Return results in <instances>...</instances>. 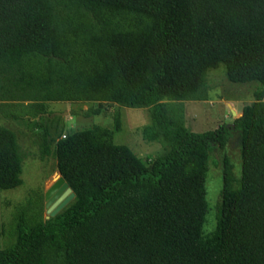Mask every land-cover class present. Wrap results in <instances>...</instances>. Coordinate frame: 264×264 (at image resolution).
Wrapping results in <instances>:
<instances>
[{"label":"trees","instance_id":"trees-1","mask_svg":"<svg viewBox=\"0 0 264 264\" xmlns=\"http://www.w3.org/2000/svg\"><path fill=\"white\" fill-rule=\"evenodd\" d=\"M256 81L235 117L240 176L222 157L216 222L205 232V181L224 125L192 131L181 105L207 99L206 76ZM46 101L146 107L144 140L164 150L144 163L121 129L93 124L64 134ZM0 117L34 132L41 155L74 197L53 216L17 207L15 240L0 264H264V0H0ZM64 134V136H63ZM16 132L0 124V190L21 184ZM30 202V203H29Z\"/></svg>","mask_w":264,"mask_h":264},{"label":"rangeland","instance_id":"rangeland-1","mask_svg":"<svg viewBox=\"0 0 264 264\" xmlns=\"http://www.w3.org/2000/svg\"><path fill=\"white\" fill-rule=\"evenodd\" d=\"M206 82L207 99L170 102H180L182 122L186 128L192 131H206L222 124L230 132L223 149L212 142L213 149L210 153L209 170L205 181L209 209L203 224V230L208 232L214 229L216 222L219 191L222 187L223 155L228 156L234 175L240 176L239 138L237 132L232 129L233 120L240 115L241 108L245 104L254 100V90L259 83L229 81L222 63L208 69ZM96 104L94 101H46L45 108L47 111L64 112L62 115L65 123L64 134L89 128L93 124L112 128L113 114L118 111L121 129L113 134L115 143L126 144L146 164L163 152L164 147L159 142L142 138V126L149 120L146 107H128L105 102L98 115L85 117L72 113L73 110L86 109ZM0 124L16 132L22 152L21 184L13 189L0 190V249H2L15 240V216L20 204H26L31 199L32 214L38 209L42 217L49 214L50 209L45 206L44 193L58 178L59 172L53 152L54 144L51 145L49 154L41 155L33 131L21 123L3 117H0Z\"/></svg>","mask_w":264,"mask_h":264},{"label":"water","instance_id":"water-1","mask_svg":"<svg viewBox=\"0 0 264 264\" xmlns=\"http://www.w3.org/2000/svg\"><path fill=\"white\" fill-rule=\"evenodd\" d=\"M63 115L64 112H56ZM74 197V192L64 178L59 174L54 183L46 189L44 198L45 206L49 208V214L45 217L53 216L64 208Z\"/></svg>","mask_w":264,"mask_h":264},{"label":"built area","instance_id":"built-area-1","mask_svg":"<svg viewBox=\"0 0 264 264\" xmlns=\"http://www.w3.org/2000/svg\"><path fill=\"white\" fill-rule=\"evenodd\" d=\"M63 136H64V134H63Z\"/></svg>","mask_w":264,"mask_h":264}]
</instances>
